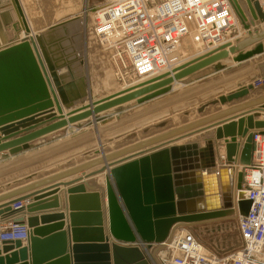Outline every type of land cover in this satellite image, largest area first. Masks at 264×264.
<instances>
[{
	"label": "water",
	"instance_id": "1",
	"mask_svg": "<svg viewBox=\"0 0 264 264\" xmlns=\"http://www.w3.org/2000/svg\"><path fill=\"white\" fill-rule=\"evenodd\" d=\"M229 1L242 27L247 30L246 37L237 40L236 44L225 42L217 47L208 48L203 54L174 66L170 71L167 70L100 99L95 98L93 92L89 90L83 68V20L80 14H72L65 20L49 25L44 30H38L39 33L35 37H30L28 34L30 28L25 27L24 30L27 33L25 37L0 49V125L51 108L53 101L50 91L61 116L57 117L56 114H53L46 117L45 119L51 124L44 125L42 123L37 126L38 122H35L36 126H28L24 130V132H29L24 136H17L21 134L20 132L11 135L17 131L14 126L3 128L4 138L0 139V151L12 147L10 153L15 155L31 149L34 144L26 143L69 124L80 123L89 118L93 119V124H97L96 115L103 112H106V115H111L99 120L100 126H106L121 118L118 113L169 93L171 91L170 84L175 80L184 79L183 84L191 83L193 78L185 77L210 65H214L211 72L226 69V66L219 61L227 57L230 52L238 53L244 46L264 39V29L260 27V24L264 22V11L259 0H245L249 5L252 17V22L250 21L249 24L246 23L243 9L238 0ZM12 3L17 10L18 18L22 21L24 12L20 1L12 0ZM255 21L260 29L255 28L252 31L251 27ZM185 40H190V38L185 36L180 40L178 51L181 57L187 55L185 51L181 50L186 45ZM227 47H230L229 50L226 49ZM262 53H264V44L258 43L252 50L237 54L234 61L243 63L255 55H262L259 60H264ZM255 77L234 92L226 95L220 94L218 98L199 106L196 110L197 113L204 114L208 109L218 104L226 105L233 101H240L250 93L264 91V80L257 84L264 74L257 79ZM52 83L58 96L55 94ZM59 101L65 108L70 109L66 115L63 114ZM85 101L87 102L84 103ZM259 105L262 106L255 108ZM246 109H250L247 113L264 112V95L109 155H105L100 149L84 152L92 160L0 194V203H5L0 205V220L14 217V223H26L30 228L26 245H23V241L19 239L1 241L5 253L15 248L18 251L11 252L7 256H1L0 253V264H29L27 262L29 260L31 264H150L143 250L137 245L138 242H145L150 247L154 243L166 241L178 225L225 219L233 213L236 214L237 212L233 208L234 195L232 191L234 189L238 191V212L241 215L248 214L252 201L242 190V169L237 174L236 186L232 189L231 180L235 170L233 161L239 152L241 165L245 166L251 163L253 136L256 131L264 134V120L254 121V117L257 115H252L239 122L227 124L224 128H219L216 131L217 139L226 138L224 141L225 160L220 155L216 157L213 141L207 138H205L204 146H200L199 141H193L163 147L224 123L228 120L210 124L217 119ZM194 113V110L185 111L183 116L191 119ZM247 113H243V115ZM113 114L117 115L112 116ZM240 115L242 116V114ZM177 117L173 115L139 129L143 134L163 129L177 120ZM237 117L239 116L232 119ZM34 119L31 118L29 121ZM53 121L54 123H52ZM83 126L85 124H79V127ZM35 127L39 128L34 130ZM108 129L100 131V136H106L104 134L108 133ZM237 134L244 138V142L241 144L237 141ZM137 135L135 131H128L125 135L112 140L110 146L112 148L120 146ZM111 137L106 136L105 138ZM94 138V135L84 138H80V135L69 136L63 141L64 144L48 148L49 150L44 151L39 157L30 155L33 158L30 159L32 163L23 168L41 164L47 166L57 161L54 158L65 153L68 154L61 157L60 160L85 151L86 148H81L85 140H94ZM173 138L175 140L145 151L150 152L148 154L141 152L121 159L127 153H133L144 147ZM23 143L24 146L17 147ZM102 154H104V158H92ZM115 159L121 160L110 164H118V166L107 172L104 187L107 199L108 230L110 236L113 237L111 240L109 235H105L101 195L99 192H95V186L90 185V182H87V189L84 185L67 191L69 205L67 216L61 212L41 216L30 215L59 207L58 201L37 202L54 195L57 190L41 196L39 195L43 192L27 194L30 191L38 186L67 178ZM19 160L21 161V158L16 161ZM69 162V160H65L60 166L67 165ZM22 166L20 165V167ZM18 168L14 167L11 171L16 172L19 170ZM106 169L107 167H102L97 171L85 174V178L89 179ZM3 174L5 172H0V179ZM32 179L33 175L30 174L22 181L8 182L7 187L10 188ZM82 180L83 178H77L63 182V185H72ZM24 201H27V204H23ZM66 217L69 218L71 224L65 230L64 220ZM82 219L85 220L86 225L77 221ZM94 221L97 222L94 224Z\"/></svg>",
	"mask_w": 264,
	"mask_h": 264
},
{
	"label": "crops",
	"instance_id": "2",
	"mask_svg": "<svg viewBox=\"0 0 264 264\" xmlns=\"http://www.w3.org/2000/svg\"><path fill=\"white\" fill-rule=\"evenodd\" d=\"M19 1L21 4V8L23 9V12H24V18L22 21L23 23L18 18L17 10L13 5L12 0H0V49L5 47V46H8L10 44L18 42V41H20L21 38L24 37V35L26 36L27 33L24 30L25 27L30 28L29 33H28L29 36L35 37L39 33L40 30H44L49 25H52L56 22H60L62 20H65L66 18H68L69 16L72 15V14H69L66 16H62V14H65V12H66L65 8H27V6L25 5L24 2L21 3V0H19ZM26 2H27V0H26ZM22 4H23V6H22ZM40 20H43V21H40ZM22 26H23V28H22ZM261 28L263 29V27H261ZM246 36H247V32L244 30L241 23L239 22V24L237 25V28L236 27L233 28L231 31H229L226 34L225 40H227L226 42H228V43L234 44L237 39H242ZM90 41L96 42L95 52H96L97 56L94 55V52L92 49L93 46L89 43ZM82 43H83L84 65L89 66L88 65L89 61H87V57L91 55L92 63H90V65L93 66V61L98 60L97 57L102 58V52H100V53L98 52L97 47H100V45L97 44V40L94 36L92 26L87 28V27H85V24H83ZM258 43L264 44V39L262 41L252 43L251 45L244 46L238 53H231L230 52L227 57H225L224 59L219 61V63L226 66V69H224L222 71L211 72L212 69L214 68L213 67L214 65H210L206 68H203L199 71H196L195 73L189 75L188 77H185V78L192 77L193 81L191 83L183 84L184 79L175 80L173 83L170 84L171 91L169 93L164 94V95L159 96V97H156V98L151 99L149 101H146V102L142 103L141 105L137 104L135 107H131V108L125 110L124 112L118 113L120 115L129 113L128 115H130L132 118H134V116L136 118L137 115L140 116L141 113H143V116H145V118L143 119V121L140 124H135V126L130 128L131 130L128 128V131L137 132V134H138L137 137L129 140L128 142H126L120 146L112 148L110 146L109 142L114 140V137H111L108 139L105 138L106 136H111V133H114L113 132L115 129L114 127L118 126V123L112 122L106 126H103V127L100 126V123H99L100 119H104V118L111 116V115H106V112H103L101 114L96 115L95 119L97 120V124H93L92 118L85 119V120L81 121L80 123H76V124H72V125L69 124L66 127H63L61 129L55 130V131L50 132V133H47L43 136L38 137L37 139L30 141L29 143H26V144H34V147L31 149H28V150L21 151L15 155H12L10 153V150L12 149V147L7 148V149H3L2 151H0V158H1L0 159V172H5V174H3L2 179H0V187L2 188L0 190V194L8 192L9 190H12L15 187L17 188L20 186H24V185H27L30 183H34L37 180L46 178L48 176L55 175L59 171H63V170H65L71 166H76L78 164L92 160L84 152H90L92 150L100 149L101 151L104 152L105 155H109L115 151L122 150L124 148H128L129 146H133L137 143H140V142H143V141L148 140L150 138H153L156 135L166 133L172 129L179 128L181 126H184L186 124H189V123L196 121V120H199L201 118H204L207 116H212L214 114H218L220 112L230 110L231 108H234L235 106H238L242 103L244 104L246 102H249L250 100L258 98L259 96H263L264 92L250 93L247 97L243 98L240 101H233L232 103H229L226 105L218 104L217 106H213L210 109H208L204 114H198L196 111L197 108H199V106L205 104L208 101H211V100L218 98V96L220 94L226 95V94H229L231 92H234L236 89L240 88L243 84L250 81L254 76H256L255 78L257 79L259 76H262L264 74V60H259L260 56H262V55H255L254 57L247 59V61H244L243 63H237V62L233 61L234 56H236L237 54L245 53V52H248L249 50H252L253 48L256 47V45H258ZM200 44H201V42H200ZM200 44L197 43L198 46H200ZM202 47H204V46H202ZM202 47L200 46L199 48H202ZM229 48L230 47H227L226 49L229 50ZM204 52H206V47H205L204 51H195V53H192V54L187 53V55L185 57H182L181 60H183V62H185V60L190 61L193 58H196L199 55L203 54ZM262 54L264 55V53H262ZM237 67H240V68H237ZM242 72H243V77H241V76L237 77L240 73L242 74ZM226 73L229 75H224ZM102 74H105L104 77L107 76L104 79L103 84H105V81L109 82V84H110L112 73H107V74L102 73ZM99 75H100V73H98V72L93 73L92 79H91V77H92L91 75H90V78L87 77L88 75H86L88 87H89L90 91L93 90V85H94V87L96 85V90H97V86H98V82H99L98 81ZM94 77L97 79L98 82L95 81ZM212 77H214V79L212 81H209L207 84L204 85V86H206L207 90L201 94H197V96H194L195 99L192 98L193 99L192 101H197V100H200L202 98L204 100V99L208 98L207 101L201 103L200 105L197 104V105H193V106H185V105H182L180 103L181 104V105H179L180 107H177V106L172 107L174 103L179 104L178 101H181L182 99H184V97L186 95H188V93L194 91L193 88L195 86H191L188 89L190 92H186V93L184 92V93L180 94L181 88H185V87L192 85V84H195V83H200V82L205 81L207 79H210ZM263 78L264 77H262L261 79H263ZM108 79H109V81H108ZM124 85L125 84L122 83L119 86L121 88ZM105 86H106V84H105ZM53 87L55 89L54 84H53ZM114 88L110 92L106 93L104 96L109 95L112 92L114 93V92L121 90V89H118V87H116V89H118V90H116ZM183 90H185V89H183ZM195 91H196V89H195ZM175 93H177V94L175 95ZM55 94L58 96L56 89H55ZM50 96H51V100L53 101V105L51 108L45 109L44 111H38L36 114L19 117V118H16L14 120L8 121V122L4 123L3 125H0V139L3 140V138H4V135H3L4 131H2L3 128L9 127V126H14V128H16L17 131H14L13 133H11V135L20 132L21 134H18L17 136H24L27 133H29L26 131L24 132V130L27 129L28 126H30V127L36 126V125L38 126V125H41L42 123L44 125L48 124V123L51 124V122H49L47 119H45L46 117L51 116L53 114H56L57 117L61 116V115H59L57 104L54 102L53 94L51 91H50ZM204 96H207V97L204 98ZM100 98H103V95L98 97V99H100ZM134 100L136 101L137 98ZM175 100H177V101L173 102ZM86 102L87 101H85L84 103H86ZM59 106H61V109L63 110L64 115H66L68 112H70V109L65 108L62 105L61 101H59ZM77 106H80V105H77ZM260 106H262V105H259L258 107H255V108H259ZM138 110H139L138 113H135L132 115V111H138ZM190 110L195 111V113L192 115L191 119L184 117L183 112L190 111ZM248 110H250V109L239 111V112L234 113L232 115H227L225 117L217 119L210 124H216V123L223 121V120H228V121L221 123V124H218V125L210 128V129L202 131L198 134H193L191 136H188L186 138L178 140L175 143L167 144L163 147L171 146L174 144H184L186 142H193V141H199L200 146H204L205 145V138H207V139H211L213 141L214 151H215L216 157H218L219 155L220 156L222 155V156H224V159H225L226 148L224 146V141L226 140V138L223 137L221 139H217L216 138V131L219 128H222V127L224 128V126L227 124H231L232 122H239L240 120L247 119L248 116H252V115H257L254 117V121L264 120V112H260V111L256 112L255 111V112L247 113ZM152 113L158 114L159 118L152 120V121L151 120L149 121V118L146 116L147 115L152 116L151 115ZM243 113L244 114L247 113V114L241 116L240 114H243ZM116 115L117 114H113L112 116H116ZM173 115L178 116L177 117L178 119L174 120L173 123L167 125L163 129L153 130V131L148 132L146 134L141 133V131L139 129V128H143V127L155 124V123L162 121L166 118H170ZM235 116H239V117H237L235 119H231ZM31 118H35V119L33 121H29ZM40 120H42V121H40ZM35 122H38V123H36V125H34ZM52 123H54V121ZM79 124H85V126L79 127ZM137 127H138V129H136ZM38 128L39 127H35L34 130H36ZM108 128H110V129H108ZM105 129H108V131H107L108 133L104 134L106 136L101 137L99 133H100V131L105 130ZM77 135H80V138H84L88 135H94L95 138H94V140H91V139L85 140L84 145L81 147V148H86V149H84L85 151H82V152H79V153H76L73 155H69L68 157H66V159L60 160L61 157L67 155L68 153H65L61 156H58L57 158H54V159H57V161L51 163L50 165L42 166L43 164H41L38 166L36 165V166H30L28 168H23L25 166H29L32 163V161H30V159H33V158H31L32 156H30V155H34V157H39V155L44 153V151H47L56 145L64 144L65 142H63V141L68 139L69 136L75 137ZM236 137H237L238 143L241 144L243 142V139L241 138V136L239 134H237ZM175 138H179V137H175ZM175 138L166 139V140L161 141L159 143L150 145L148 147H144L143 149L137 150L133 153L132 152L127 153L121 159L128 158L129 156H132L134 154H138V153L140 154L141 152L148 154L150 152H145V151L156 148L157 146L166 144L167 142L175 140ZM109 140H111V141H109ZM22 146H24V143L17 146V147H22ZM69 152H71V151H69ZM104 154L97 155V156H94L92 158H104ZM4 156L6 158H2ZM18 158L19 159L21 158V161L20 160L16 161ZM239 158H240V153L237 152V155L235 157V161H233V169L236 170V171L234 170L235 171L234 175H233L234 177H236L235 173L243 167V165H241L239 163ZM121 159H115L113 161L103 162L102 164H99L95 167H92V168H90L84 172H80V173H77L75 175L69 176L67 178H64V179H61L58 181H54V182L49 183V184L44 185V186H38L37 188H35L34 190L30 191V193H27V194H32V193H36V192H38V193L43 192L39 195V196H41L44 194L52 193L55 190H57V193H55L54 195H50L48 197L40 199L37 202H39V203H42V202L52 203V202L58 201L59 207L56 209L38 211L35 213H31L30 215L41 216V215H45V214L61 212L67 216L68 210H69V205H68L67 196H66L68 194L67 191L71 188H77V187H81L84 185H85L84 187H86L85 189H87L88 188L87 182H90L89 183L90 185L95 186V192H99L101 195L105 235H109L110 240H111L113 237L110 236L109 230H108L107 199L105 198L106 195H105V189H104V187H105V176L111 168L118 166V164H114V165H110V164L117 162ZM65 160H69L70 161L69 164L64 165V166H60V164L62 162H64ZM20 165H23V166L20 167ZM14 167H16V168L19 167L18 168L19 170L16 172H12L11 169H13ZM102 167H107V169L100 174H97L95 176L90 177L89 179L85 178V174H89L90 172L97 171ZM237 168H238V170H237ZM30 174L33 175L32 180L23 181V182L17 184L16 186H13L10 188L7 187L8 182L10 183V181H12V182L22 181L25 178H27V176ZM234 177L231 180L232 184L234 182ZM77 178H83V180L79 181L75 184H72V185H68V186L63 185V182H69V181L77 179ZM31 200H33V199H31ZM4 202H8V201H4ZM1 204H5V203H0V205ZM23 204H27V201H24ZM13 218L14 217H8L5 219H2V220H0V224L7 225L10 223H14ZM77 221H79L80 224H82V225H86L85 224L86 222L84 219L77 220ZM64 222H65V230H66L69 228L71 222L69 221V218H67V217L65 218ZM96 222L97 221H94L93 223L95 224ZM92 234L96 235L95 233H92ZM26 244L27 243L23 242V245H26ZM16 251H18V249L15 248L10 252L5 253L3 250V245L1 244V241H0L1 256H7L11 252H16ZM18 257H20V255H18ZM27 262L29 264H31L30 260Z\"/></svg>",
	"mask_w": 264,
	"mask_h": 264
},
{
	"label": "built area",
	"instance_id": "3",
	"mask_svg": "<svg viewBox=\"0 0 264 264\" xmlns=\"http://www.w3.org/2000/svg\"><path fill=\"white\" fill-rule=\"evenodd\" d=\"M84 10L100 52L122 81L140 82L178 65L180 40L191 33L206 46L236 27L229 0H102ZM241 169L242 190L252 201L246 215L238 212V194L234 201L241 246L217 254L187 225H178L162 243H137L150 264H264V134L254 133L252 161ZM29 233L26 223L0 224V241L27 243Z\"/></svg>",
	"mask_w": 264,
	"mask_h": 264
},
{
	"label": "rangeland",
	"instance_id": "4",
	"mask_svg": "<svg viewBox=\"0 0 264 264\" xmlns=\"http://www.w3.org/2000/svg\"><path fill=\"white\" fill-rule=\"evenodd\" d=\"M23 2L27 6V8H65L66 12H65V14H62V16L78 13L81 16V19L83 20V24H85V27L89 28V25H91L90 24L91 20H89V17L86 16L87 12L84 11V9L86 8V6H91L93 4L102 2V0H27V2H26V0H21V3H23ZM244 4H243V6H244ZM22 6H23V4H22ZM246 17H248V16H246ZM40 21H43V20H40ZM260 27H263V29H264V22ZM194 35L195 34L192 35V33H191L189 36L190 40H185L186 45L181 48V50L185 51L188 54L195 53V51H204V49L206 47L205 44H203V42L201 40L196 39ZM94 36L96 38L95 33H94ZM96 40H97V38H96ZM200 42H201V44H200ZM89 43L93 46L92 49H93L94 55L97 56L96 52H95L96 42L90 41ZM197 43L200 44L201 47L202 46H204V47L199 48L200 46H198ZM97 44H98V42H97ZM97 49H98V52L100 53L99 47H97ZM97 58H98V60L93 61V66H91L90 65V63H92L91 55L88 56L87 61H89V63H88L89 66H85V65L83 66L85 74L88 75L87 77H89V78L91 75L92 76L91 79L93 78V73H97V72L100 73V75L98 76L99 82L94 77L95 81L98 82L97 90H96V85H95V87L93 85V90H92L93 95H95V98H98L101 95H105L106 93L110 92V90H112L115 86L118 87V89L126 88V86H122L120 88L119 85L122 84L124 81H122L120 77H117L115 75L114 67L112 66L111 63H110L111 65L109 64V62L105 59V56L102 55V58H100V57H97ZM237 68H240V67H237ZM102 73H106V74L112 73L110 84L107 81H105L106 86H105V84H103L104 79L107 76L104 77L105 74H102ZM224 75H229V74L226 73ZM240 76L243 77V72H242V74L240 73L237 77H240ZM114 78H115V80H114ZM213 79H214V77L207 79L205 81H202L200 83H195V84L189 85L185 88H181L180 94L184 93V92L185 93L190 92L188 89L191 86H195L193 88L194 91L188 93V95H186L184 97V99H182L181 101H178L179 104L174 103L172 107H176V106L180 107L179 105H181V104L185 105V106H193V105H197V104L200 105L201 103L207 101L208 98L204 99V100L202 98V99L197 100V101H192L193 100L192 98H194V96H197V94H201L204 91H206L207 88L204 85L207 84L209 81H212ZM108 81H109V79H108ZM183 89H185V90H183ZM195 89H196V91H195ZM205 97H207V96H204V98ZM176 101L177 100H175L173 102H176ZM138 112H139V110L138 111H132V115L135 113H138ZM156 113L155 114L152 113L151 114L152 116H150V115L147 116L149 118V121L150 120L152 121V120L159 118L158 114H156ZM128 114L129 113L121 115V118L119 120L115 121V123L116 122L118 123V126L115 127V129L113 131L114 133H111V136L114 137V139L125 135L128 132V128L130 129L131 127L135 126V124H140L143 121V119L145 118L143 116V113H141L140 116L137 115V117H136L137 119H135V116H134V118H132ZM109 141H111V140H109ZM187 227L194 233V235H196L202 241V243L209 250H211L217 254H223V253L231 251V250H236L242 244V240H241L240 232H239V228H238V216L235 213H233L230 217H227L225 219H218V220H212V221H208V222L195 223L192 225H187Z\"/></svg>",
	"mask_w": 264,
	"mask_h": 264
},
{
	"label": "bare ground",
	"instance_id": "5",
	"mask_svg": "<svg viewBox=\"0 0 264 264\" xmlns=\"http://www.w3.org/2000/svg\"><path fill=\"white\" fill-rule=\"evenodd\" d=\"M238 3H239V5H240V7L243 9V12H244V16H245V20H246V23H250V21L252 20V17H251V13L249 12V5H248V3L245 1V0H238ZM244 4V6H243V4ZM85 11V10H84ZM80 13V12H79ZM249 15V16H248ZM246 16H248V17H246ZM234 20H235V26L237 27V25L239 24V22L240 21H238V17L236 16V14H235V12H234ZM22 21H23V19H22ZM21 21V22H22ZM252 22V21H251ZM23 23V22H22ZM253 24V23H252ZM242 25V24H241ZM25 27V26H24ZM22 28H23V26H22ZM252 31H254L255 30V28H257V29H260L257 25H256V21H255V24L254 25H252ZM245 30V29H244ZM246 32H247V30H245ZM96 35V34H95ZM190 36V35H189ZM188 36V37H189ZM24 37H25V35H24ZM96 38H97V40H98V37H97V35H96ZM237 40H240V39H237ZM237 40L235 41V43L234 44H236V42H237ZM202 41V40H201ZM227 40H223V39H221L220 41H215V42H211V43H207L206 44V48L208 49V48H214V47H217V46H219V45H221V44H223V43H225ZM203 42V41H202ZM204 43V42H203ZM179 47H180V45H179ZM206 49V50H207ZM181 57V56H180ZM234 58H235V56L233 57V61H234ZM181 59H182V57H181ZM186 61V60H185ZM180 63H183V60H180L179 61ZM178 62V63H179ZM235 62V61H234ZM179 63V64H180ZM175 64H173V66H174ZM176 66V65H175ZM173 68V67H172ZM172 68L170 69V70H172ZM169 70V71H170ZM152 77V76H151ZM148 78H150V77H148ZM148 78H146V79H148ZM145 79V80H146ZM136 81H139V80H137V79H134V80H132V81H124L123 83L125 84L124 86H126V88H123V89H121V90H119V91H117V92H120V91H122V90H124V89H127L128 87H130V86H133V85H136L138 82H136ZM142 81H144V80H142ZM141 82V81H140ZM116 87V86H115ZM114 89H116V88H114ZM116 90H118V89H116ZM117 92H114L113 94H115V93H117ZM261 92H264V91H261ZM107 96V95H106ZM103 97H104V95H103ZM243 115V114H242ZM232 119V118H231ZM230 120V119H229ZM241 136V138L243 139V142H244V138H243V136L242 135H240ZM186 138V137H185ZM223 154V153H222ZM222 156V155H221ZM222 158L224 159V156H222ZM225 158H226V156H225ZM225 160V159H224ZM237 166V165H236ZM241 169H239L236 173H235V175H236V177H234V182H233V184H232V189H234L235 188V184H236V180H237V174L239 173V171H240ZM236 171V170H235ZM234 171V172H235ZM233 192V195H234V198H233V200L235 201V199H236V195H237V191H235V189H234V191H232ZM235 210V209H234ZM185 226L186 225H192V224H184Z\"/></svg>",
	"mask_w": 264,
	"mask_h": 264
}]
</instances>
